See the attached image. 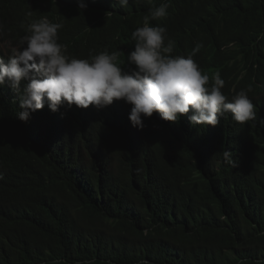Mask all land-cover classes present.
<instances>
[{"label":"trees","instance_id":"1","mask_svg":"<svg viewBox=\"0 0 264 264\" xmlns=\"http://www.w3.org/2000/svg\"><path fill=\"white\" fill-rule=\"evenodd\" d=\"M161 3L168 15L150 25L167 29L172 55L201 43L195 57L225 91L264 84V0H0V57L46 17L63 25L58 43L75 54L118 51L124 67L132 32ZM21 110L18 95L0 89V264L264 260V129L246 140L237 124L193 144L184 124L182 135L174 124L133 130L118 105L54 121L41 110L22 121ZM229 148L237 167L223 162Z\"/></svg>","mask_w":264,"mask_h":264},{"label":"clouds","instance_id":"2","mask_svg":"<svg viewBox=\"0 0 264 264\" xmlns=\"http://www.w3.org/2000/svg\"><path fill=\"white\" fill-rule=\"evenodd\" d=\"M118 3L127 8L130 0ZM86 7L83 2L79 4L81 10ZM168 7V3L153 6L143 17V26L131 34L135 46L124 67L118 66V51L75 54L67 43H58L62 24L51 23L46 17L33 22L11 48L7 62L0 57V89L18 95L22 110L17 116L25 122L37 110H41L42 118L49 115L54 121L67 116L83 119L93 111L104 114L118 105L130 112L133 130L150 132L148 125L161 128L174 124L182 135L179 126L184 124L193 144L222 140L224 132L237 124L243 131L234 135L246 140L255 128L263 130L264 84L225 91L220 73L211 81L206 62L195 57L203 47L201 43L188 56L172 55L174 42L168 39L167 29L150 25V20L166 18ZM3 32L4 25L0 24ZM32 130L37 131L35 126ZM229 150L221 152L223 162L237 167L235 150ZM257 264H264V260Z\"/></svg>","mask_w":264,"mask_h":264},{"label":"bare ground","instance_id":"3","mask_svg":"<svg viewBox=\"0 0 264 264\" xmlns=\"http://www.w3.org/2000/svg\"><path fill=\"white\" fill-rule=\"evenodd\" d=\"M146 120H150V119L148 118V119H146ZM130 126H132V124H130Z\"/></svg>","mask_w":264,"mask_h":264}]
</instances>
